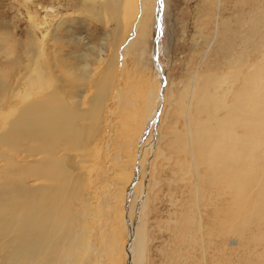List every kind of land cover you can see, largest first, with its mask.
<instances>
[{
  "label": "bare ground",
  "instance_id": "1",
  "mask_svg": "<svg viewBox=\"0 0 264 264\" xmlns=\"http://www.w3.org/2000/svg\"><path fill=\"white\" fill-rule=\"evenodd\" d=\"M87 1L81 0L84 11L110 23L102 44L87 47L91 51L59 52L61 38H67L65 44L82 38L60 33L70 32L62 13L42 18L30 13L33 0H25L31 7H25L29 18L22 42L0 32V264H117L120 254L122 264H144L145 227L136 226L141 217L132 214V200L149 197L152 182L148 190L143 179L153 178L163 151L160 117L167 82L158 35L163 0H92L91 7ZM141 10V35L148 32L152 10L157 64L153 61L156 84L137 107L138 99L120 83L124 63L117 46L130 29L133 34ZM228 12L208 36L209 66L194 67L174 101L184 103L185 128L177 136L189 186L172 230L188 264H264V0H234ZM129 39L120 46L124 53ZM107 49L113 53L109 58ZM93 59L102 64L97 72ZM116 106L124 112L119 139L113 141L115 159L127 148L125 131L133 123L137 127L129 174L126 161L113 162L117 177L111 179L112 168L99 166V135L101 128L113 131L109 119ZM117 181L123 182L120 210ZM230 244L244 246L241 261H232Z\"/></svg>",
  "mask_w": 264,
  "mask_h": 264
},
{
  "label": "rangeland",
  "instance_id": "2",
  "mask_svg": "<svg viewBox=\"0 0 264 264\" xmlns=\"http://www.w3.org/2000/svg\"><path fill=\"white\" fill-rule=\"evenodd\" d=\"M33 1L36 5V7L34 8L31 7V2H25V0H0V25H5V27L6 25H8V27H4V29H2V26H0V32H4L5 30V32H7V36H9L7 37V39H11V34V36H14V38H16L18 41L22 42L24 40L26 28L25 26L28 25L29 18L28 12L26 13L25 11V7L28 6V8L31 7V10L35 9V11L32 10V12L30 13L38 14L41 16V18L43 16H46V14H53V16H56L57 13H62L64 17H67V22L65 23V25L69 27L71 33H67V31H65L64 29L59 30L60 33L62 35L71 34L74 39L82 38V41L77 42L76 44L72 43V41L65 44V40L67 38H61L62 41H59V47L62 48H59L58 51L62 54L64 53L65 55L69 52L73 54H79L82 50V52H88L91 51L90 48L94 47V49H96L102 44L103 38L105 36V29L110 25V23H107V21H99L95 15L92 16L87 13V11H84L81 0ZM233 1L234 0H163V21L160 33L161 36H159L161 42L159 61L162 64L167 82L166 102L163 107L162 116L160 117V124L163 126V132L165 133L164 139L162 141L163 151H161L162 155L158 158L159 160L157 159L156 165H154L153 178H148V174H145L143 179L144 188L146 182L148 183V190L149 182H152V191L150 190L149 197L144 198L142 196H137V199L132 200L135 204V208L133 209L132 214L134 215V217H137L136 215L141 217V221L139 223H136V226L140 227L142 223V226L145 227L147 245L144 264H188L186 263L185 252L181 249H177V245L175 242V231L172 230V224L175 223L173 219V217L175 218V216H173L175 215L174 212L179 210V207L183 203L184 197L186 196V187L189 186L185 182L183 169H181L183 153L180 148L182 144L178 139L181 136V132H183L185 128V120L183 116L184 103H176V105L174 101L177 98V94L181 91V84L186 82L185 80H187L188 77L191 76L193 71L192 69H194V67L198 68L202 62L203 63L200 66L201 68L202 66H204L206 69L207 65L209 66L210 59L208 57L209 53H211L209 52L211 50H209L211 46L209 47L208 41L213 33V31L211 30L216 29L217 22L219 20L227 17L229 8ZM149 2L153 3L152 0H149ZM85 5L88 7L93 6L92 0L91 2L90 0H88ZM215 6H218L217 14H214V12H216ZM95 7L96 10H100V7L96 5ZM151 11L152 10L148 11L147 15V34H139V21L141 23L143 18L145 19V16L143 14L144 11L141 10L139 12V15L136 13L134 18V20H136V18L138 20L139 18L138 23L137 21L133 20V24L136 25V28L133 29V34H131L132 30L130 29L131 31L129 30L126 33L125 37H123L122 41L120 42V45L117 46V57H119V60H123L124 63L122 68V80H120V83H122V88H127L128 95L132 99H138L136 101L137 107L141 105L140 102L142 103V98L145 91L147 89L149 91V89L156 84V73L153 67L154 62L152 60V47L153 40L157 36V29L155 27V24L153 23ZM219 16H221L222 18L220 19ZM134 22L137 24H135ZM128 37L130 38V42L128 41L127 49L124 53L122 49H120V46H123L122 44L127 42L126 39ZM48 45L50 47L48 49H52L53 51L54 43L52 41H49ZM20 48L22 49V47ZM60 49L62 51H60ZM106 53V57L108 58L113 54H111L110 49H107ZM203 54L205 56L204 58H202ZM120 57L122 58L120 59ZM200 58H202V61ZM205 59L206 63H204L203 61ZM0 62H3V59H0ZM70 63L71 66H75L76 64V62L72 58L70 59ZM90 64L92 66H95L92 69L93 72H97L102 66L101 63H98L94 59L91 60ZM86 88L90 91H94L92 83H88ZM132 88L134 90V94H132ZM135 92L138 93V95H136ZM133 95H135V97ZM120 110L121 109L119 108V106H116L115 111H117L118 113H114L109 119V121L112 119V128L110 126V129H112L113 131L109 130V133L111 135H109L108 130L105 128H101L99 135V153L101 156L100 160H98L99 166L101 168H112L108 171V177L110 178L117 177L115 175V173L117 174L116 166L114 165L115 162L116 165H120L122 160L126 161V177L129 174V170L131 168L130 160L133 148V139L135 137V129L137 127L136 123H133L132 126H130L132 130L129 127L127 131H125V135H123V140L126 141L127 148H125V151H122V156H120L118 160L114 158L115 153H117L115 142H117L119 139L118 130L121 128L120 112L121 114L122 112H124L123 108L121 111ZM138 116L139 114H135L133 119L134 122L136 119V121L138 122ZM95 123L96 122H93V124ZM177 134L179 137L177 136ZM114 139L115 142H113ZM128 142L130 143V145H128ZM102 144L104 145V147ZM107 152H109L110 154ZM126 152H129V155L127 154V157H125ZM149 153L150 150H148L147 154ZM85 165L86 164H84V166ZM122 183L123 182L121 181V184ZM121 184L118 182L120 188L118 186V189L116 191L118 194V196L116 197V206L118 207L116 208H118L119 210V195H121L122 190ZM86 187L90 189L91 185L87 184ZM180 197H182L183 199L181 200ZM140 206H142L143 208L141 214V211L136 212V208H140ZM167 228L171 231H169ZM91 235L95 236V233L91 232ZM218 245H221V243L219 244L218 242ZM229 247L231 248L229 252L231 254L232 261L234 259L236 261L238 259L239 261H241L243 256L245 255L243 250L244 246L241 247V245L238 244H230ZM239 256L241 258H239ZM123 258L124 256L122 257L120 254L116 263L122 264ZM252 260L253 258H251L250 262ZM246 262L247 261H245L244 264Z\"/></svg>",
  "mask_w": 264,
  "mask_h": 264
},
{
  "label": "water",
  "instance_id": "3",
  "mask_svg": "<svg viewBox=\"0 0 264 264\" xmlns=\"http://www.w3.org/2000/svg\"><path fill=\"white\" fill-rule=\"evenodd\" d=\"M159 15H160V12H159ZM158 29H160V28H158ZM158 35H160V30H158ZM152 60L157 64V53H156V50L153 53Z\"/></svg>",
  "mask_w": 264,
  "mask_h": 264
}]
</instances>
